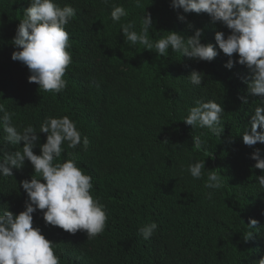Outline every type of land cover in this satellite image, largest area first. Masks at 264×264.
I'll list each match as a JSON object with an SVG mask.
<instances>
[{
	"label": "trees",
	"instance_id": "1",
	"mask_svg": "<svg viewBox=\"0 0 264 264\" xmlns=\"http://www.w3.org/2000/svg\"><path fill=\"white\" fill-rule=\"evenodd\" d=\"M55 3L76 10L66 26L72 55L63 77L67 87L55 93L28 82L27 67L11 59L17 50L11 42L28 0H0V103L15 113L12 123L20 130L31 125L39 132L45 118L68 116L90 141L87 150L82 145L70 149L65 142L56 162L75 154L78 167L93 177L91 193L105 206V230L87 239L84 231L69 234L46 225L41 210L32 214L33 227L57 244L60 264H255L264 256V189L256 180L264 171L256 169L250 157L256 149L264 155V144L244 145L241 134L260 98L247 95L244 81L251 72L235 63L236 54L231 57L234 67H224L229 57L214 36L230 31L212 23L206 13L173 10L171 0H140L139 7L135 0ZM112 5H122L128 15L113 22ZM144 11L151 14L153 42L170 31L187 38L202 29L201 42L213 44L218 55L211 62L171 50L161 57L155 49L132 44L121 25L134 23L139 32ZM193 70L204 74L199 87L187 79ZM242 96L248 104L241 102ZM199 99L221 103L225 115L219 138L207 128L193 130L183 123L187 109ZM5 135L0 129V144ZM37 135L33 152L39 155L46 134ZM193 135L201 136L211 158L193 151ZM22 147L23 142L5 150ZM204 159L201 179L181 171V166ZM212 170L222 175L225 185L216 190L214 203L205 198L211 190L204 188ZM12 172V177L0 175V211L18 215L27 200L19 183L30 180L34 170L26 160L22 169ZM250 218L259 222V230L253 229L252 239L245 242ZM149 222L158 228L144 240L138 229Z\"/></svg>",
	"mask_w": 264,
	"mask_h": 264
},
{
	"label": "clouds",
	"instance_id": "2",
	"mask_svg": "<svg viewBox=\"0 0 264 264\" xmlns=\"http://www.w3.org/2000/svg\"><path fill=\"white\" fill-rule=\"evenodd\" d=\"M103 2L108 4L109 0ZM135 2L139 7L140 0ZM28 4L11 42L17 49L12 52L11 59L27 67L30 72L29 83L38 85L44 91L60 93L67 87L68 82L63 77L72 63V55L68 51L71 47L70 34L66 26L76 15V10L70 5L60 7L55 0H28ZM170 7L182 10L185 14L206 13L212 23L220 22L230 31L228 35L217 31L214 36L216 46L229 57L224 67L228 70L234 67L231 57L236 54L238 60L235 63L246 66L251 72L250 79L244 81L247 95L260 98L241 134L242 141L247 146L264 144V0H171ZM127 15L122 5H112L110 18L113 22ZM177 18L185 21L184 15H178ZM152 24L151 14L144 11L140 17L139 32L134 30L136 25L130 22L121 25L122 35L132 44L138 42L143 45L148 51L155 49V53L161 57L171 50L197 61L211 62L218 55L213 44L201 42L202 29H195L193 35L187 38L170 31L166 37L153 42L149 35ZM187 79L199 87L204 74L193 70ZM239 99L243 104H248L247 97ZM0 113L3 114L0 116V129L6 134L4 143L0 144V175L12 177V170L22 169L26 160L35 174L30 180L19 183L27 197L25 210L18 215L6 209L0 211V264H60V257L56 254L57 244L46 239L40 228L33 227L32 214L41 210L46 225L58 227L69 234L84 231L87 239L105 230L107 214L105 206L91 193L93 177L78 167L75 154L62 163L56 162L62 156V144L65 142L70 149L82 145L87 150L90 141L68 116L45 118L37 132L31 125L18 129L12 123L15 113L7 111L2 103ZM224 115L221 103L199 99L195 101V106L187 109L183 123L193 130L207 128L219 138L224 131L221 119ZM37 133L46 134L39 155L33 152L39 141ZM191 140L193 151H204L205 156L211 158L212 153L204 149L200 135H193ZM21 142L22 150H5L6 146H17ZM250 158L256 161V169L264 171V155L260 149H256ZM204 169L205 159L190 163L186 168L181 166L182 172H188L197 180L201 179ZM207 172L204 188L211 191L205 193V198L214 203L216 190L225 185L220 173L215 170ZM256 180L260 188L264 189V175L256 177ZM258 224L257 220L249 219L245 242L252 239L253 229L259 230ZM157 228V223L149 222L141 226L138 233L148 240ZM255 264H264V256Z\"/></svg>",
	"mask_w": 264,
	"mask_h": 264
}]
</instances>
